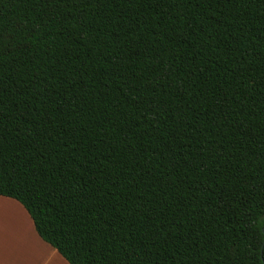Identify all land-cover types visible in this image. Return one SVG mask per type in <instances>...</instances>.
I'll return each instance as SVG.
<instances>
[{
    "label": "trees",
    "instance_id": "16d2710c",
    "mask_svg": "<svg viewBox=\"0 0 264 264\" xmlns=\"http://www.w3.org/2000/svg\"><path fill=\"white\" fill-rule=\"evenodd\" d=\"M0 195L70 264H264V0H0Z\"/></svg>",
    "mask_w": 264,
    "mask_h": 264
},
{
    "label": "crops",
    "instance_id": "0c3cea01",
    "mask_svg": "<svg viewBox=\"0 0 264 264\" xmlns=\"http://www.w3.org/2000/svg\"><path fill=\"white\" fill-rule=\"evenodd\" d=\"M0 221L10 225L8 230H0V264H70L42 239L29 212L17 199L0 195Z\"/></svg>",
    "mask_w": 264,
    "mask_h": 264
},
{
    "label": "rangeland",
    "instance_id": "374dc122",
    "mask_svg": "<svg viewBox=\"0 0 264 264\" xmlns=\"http://www.w3.org/2000/svg\"><path fill=\"white\" fill-rule=\"evenodd\" d=\"M8 226H10L8 222H5V223H4V222L0 221V230H3V229L8 230V229H7ZM5 230H4V231H5ZM4 233H5V232H4Z\"/></svg>",
    "mask_w": 264,
    "mask_h": 264
},
{
    "label": "water",
    "instance_id": "95a60500",
    "mask_svg": "<svg viewBox=\"0 0 264 264\" xmlns=\"http://www.w3.org/2000/svg\"><path fill=\"white\" fill-rule=\"evenodd\" d=\"M263 249H264V242H263V245H262V256H263Z\"/></svg>",
    "mask_w": 264,
    "mask_h": 264
}]
</instances>
